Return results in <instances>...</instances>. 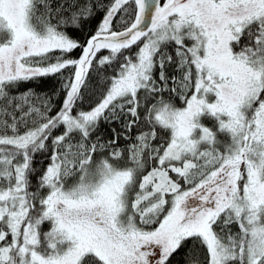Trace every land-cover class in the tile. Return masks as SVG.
Masks as SVG:
<instances>
[{
    "label": "snow or ice",
    "instance_id": "1",
    "mask_svg": "<svg viewBox=\"0 0 264 264\" xmlns=\"http://www.w3.org/2000/svg\"><path fill=\"white\" fill-rule=\"evenodd\" d=\"M0 264H264V0H0Z\"/></svg>",
    "mask_w": 264,
    "mask_h": 264
}]
</instances>
